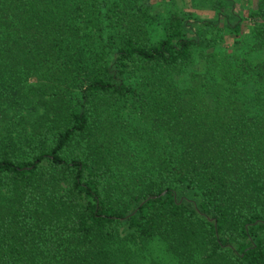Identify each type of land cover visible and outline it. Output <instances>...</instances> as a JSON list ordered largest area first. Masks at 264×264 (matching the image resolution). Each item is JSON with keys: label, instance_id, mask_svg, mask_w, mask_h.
Here are the masks:
<instances>
[{"label": "trees", "instance_id": "1", "mask_svg": "<svg viewBox=\"0 0 264 264\" xmlns=\"http://www.w3.org/2000/svg\"><path fill=\"white\" fill-rule=\"evenodd\" d=\"M0 264H264V0H0Z\"/></svg>", "mask_w": 264, "mask_h": 264}]
</instances>
